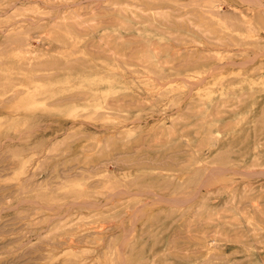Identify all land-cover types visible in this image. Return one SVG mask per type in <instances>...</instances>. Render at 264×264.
<instances>
[{
    "label": "rangeland",
    "instance_id": "374dc122",
    "mask_svg": "<svg viewBox=\"0 0 264 264\" xmlns=\"http://www.w3.org/2000/svg\"><path fill=\"white\" fill-rule=\"evenodd\" d=\"M227 1L0 0V264H264V0Z\"/></svg>",
    "mask_w": 264,
    "mask_h": 264
},
{
    "label": "bare ground",
    "instance_id": "6f19581e",
    "mask_svg": "<svg viewBox=\"0 0 264 264\" xmlns=\"http://www.w3.org/2000/svg\"><path fill=\"white\" fill-rule=\"evenodd\" d=\"M260 1H263V0H260ZM226 2H228L227 0H226ZM148 9V8H147ZM202 13H198L199 15H201L200 16V19H202V20H200V22L202 23V21L205 19L204 17H205V13H204V11H201ZM162 14V13H161ZM165 21V20H164ZM230 23V22H229ZM228 23V24H229ZM171 25H176V26H178V24L177 23H172ZM240 26V28L241 29H244V30H246V31H248V32H251V30H250V28L249 27H247L246 28V24H244L243 22H238V23H232V24H230V25H226V26H224V27H222V26H220V27H215L214 25H212V27H211V29H212V31L211 32H218V33H220V32H222V31H224L225 29H234L235 28V26L238 28L239 26ZM219 41H220V39H219ZM217 42V41H216ZM220 42H222V41H220ZM241 44V43H240ZM160 51V50H159ZM156 52V51H155ZM14 84L15 83H11L10 84V89H12V87L14 86ZM32 95H34L33 93L32 94H30V93H28L27 94V96H32ZM74 194L72 195H70L72 198H74V196H75V199H77L78 197H81V196H89V197H92V194H90V193H86V192H84L83 190H76V191H74L73 192ZM69 196V195H68ZM70 197V198H71ZM75 202V201H74ZM110 203V202H109ZM70 204H72V203H70ZM75 204H77L78 206H79V208L81 207V206H83V204H84V206H87V207H89V209H98V208H101V205H99V203L98 202H96V201H87V202H82V203H75ZM93 215H95V213L93 214ZM92 214H89V216H93Z\"/></svg>",
    "mask_w": 264,
    "mask_h": 264
}]
</instances>
